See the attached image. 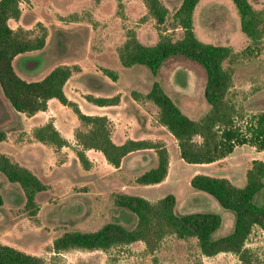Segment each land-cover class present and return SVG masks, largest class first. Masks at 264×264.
I'll use <instances>...</instances> for the list:
<instances>
[{"label":"rangeland","instance_id":"obj_1","mask_svg":"<svg viewBox=\"0 0 264 264\" xmlns=\"http://www.w3.org/2000/svg\"><path fill=\"white\" fill-rule=\"evenodd\" d=\"M161 1L169 10L170 21L181 0ZM249 1L255 9L264 8V0ZM20 8L19 18L10 19L9 25L27 29L34 36L39 33L41 23L47 29V38L43 48L19 54L14 61L17 73L26 79H39L55 65H75L65 82L66 93L81 101L87 113H103L106 110H99V106L85 101L84 95L110 96L119 92L121 103L111 113L107 112L113 118L110 129L115 141L130 136L162 140L170 162L164 182L145 185L137 184L135 177L156 163L151 150L128 155L118 168L100 157L99 160L93 157L94 168L85 172L72 169L69 177L58 167L51 168L49 178L43 179L49 188L37 194L38 209L34 216L27 215L24 210L25 198L19 185L6 181L0 174V243L39 256L47 264H242L230 252L205 256L194 238L174 235L165 236L153 252L148 251L142 241L114 245L106 250H53V239L66 230L91 231L106 222H116L127 228L134 226L135 215L114 205V192L137 194L150 201L172 193L176 198L177 214L218 213L222 221L212 236L225 235L232 230L233 211L220 206L208 193L192 187L190 178L196 173H204L226 177L241 186L251 161L264 160V151L245 144L215 162L188 163L180 158L176 140L157 121L155 104L143 97L134 99L131 91L146 93L157 80L186 115L198 119L209 107L203 96L205 73L198 64L183 57L167 59L155 76L145 66L124 67L120 64L117 50L129 30L134 31L144 44L158 40V30L153 18L147 14L143 0H28L21 2ZM169 21L164 33L172 39L180 38L182 29L171 28ZM193 29L198 39L230 46L240 54L236 61L223 63L225 67L233 68L228 97L247 113L264 110V39L253 53L245 52L249 40L240 30L239 16L231 0H199L193 12ZM100 67L117 71L118 78L112 81ZM1 101L6 107L7 102L3 98ZM53 113L62 126L63 121L66 122L65 129L71 128L74 114L69 107L58 104ZM11 119L5 128L10 134L14 130ZM76 123L74 129L79 126ZM142 126L146 131H140ZM121 131L125 132L124 136ZM25 133L19 132L17 138L23 140ZM73 148H67L71 152L70 159H73ZM63 158L64 153L59 152L57 160L61 162ZM72 165L73 161L70 162ZM255 201L264 206V188ZM245 246L264 264L263 230L254 227Z\"/></svg>","mask_w":264,"mask_h":264},{"label":"trees","instance_id":"obj_2","mask_svg":"<svg viewBox=\"0 0 264 264\" xmlns=\"http://www.w3.org/2000/svg\"><path fill=\"white\" fill-rule=\"evenodd\" d=\"M28 0H0V91L11 108L25 115L45 110L47 101L57 99L75 114L79 126L74 138L79 147L74 149L83 168L88 169L90 161L85 149L100 151L106 161L118 167L130 152L152 150L156 164L135 177L137 184H156L163 181L169 166L166 144L161 140L125 139L116 144L111 139L110 120L105 115L86 114L78 104L68 98L64 84L76 66L58 64L42 78L27 80L15 70L13 59L26 51L43 48L47 29L39 23V33L32 36L27 29L12 28L10 19L21 14L20 3ZM199 0H181L178 8L168 18L169 10L161 0H143L147 14L153 18L158 30V40L153 44L142 43L129 30L124 42L118 47V59L122 66L142 65L156 75L161 65L169 58L183 57L198 64L205 73L203 96L209 105L198 119L186 115L154 80L146 93L131 91L134 99L143 97L157 108V121L165 126L177 142L180 158L188 163H210L231 154L235 147L250 145L257 151H264V110L247 113L229 97L233 68L223 66L225 61L233 62L240 55L230 46L204 42L197 38L193 29V12ZM239 16L240 30L249 40L246 53H253L264 39V8L255 9L249 0H231ZM169 21L171 28H181L180 38L172 39L164 31ZM244 52H242L243 54ZM100 71L115 81L117 71L100 67ZM86 101L98 106L117 104L120 94L109 97L85 94ZM6 109L0 98V118ZM33 137L55 148L68 145L51 122L36 127ZM6 134L0 130V140ZM0 173L7 181L16 183L25 198L24 210L34 216L38 209L36 194L45 191L48 185L29 168L19 164L10 156L0 152ZM192 187L211 195L225 209L234 213L232 230L225 235L213 237L222 218L212 211H194L177 214L176 198L168 193L156 201L125 192L112 193L115 206L125 208L136 217V222L127 228L116 222H106L96 230L72 229L55 237L52 248L60 252L72 248L106 250L111 246L142 241L145 248L153 252L167 235L178 238H194L200 252L213 256L220 252L235 254L242 264H262L245 242L254 227L264 231V206L255 201L264 188V160L253 159L245 172V182L238 186L228 178L196 173L190 178ZM2 198L0 196V205ZM0 264H47L39 256L0 243Z\"/></svg>","mask_w":264,"mask_h":264},{"label":"crops","instance_id":"obj_3","mask_svg":"<svg viewBox=\"0 0 264 264\" xmlns=\"http://www.w3.org/2000/svg\"><path fill=\"white\" fill-rule=\"evenodd\" d=\"M18 56H19V54L14 57L13 65H14V61L16 60V58H18ZM14 67H15V65H14ZM15 70H16V68H15ZM25 79H26V77H25ZM27 80H36V79H27ZM65 84H64L63 90H64L66 96L68 98H70L71 100L75 101L78 104L79 108L84 113H86V114L105 115V116H107L109 118L110 123H111V120H113V118L110 117L107 114V112L111 113L113 110L116 109V107L119 106V104L121 103V95H120V100H119V102L117 104L107 105V106H99L100 107L99 110L100 109L106 110L105 112H103L104 114L100 113V112H98V113H90V112L87 113V111L83 108V106L81 104V101H79L76 97H74L72 95L69 96L66 93ZM117 93H119V92H117ZM94 96H97V95H94ZM110 96H112V95H110ZM0 97L3 98L2 94H1V91H0ZM104 97H109V96H104ZM58 102L55 101V98H51V99H49L47 101V107H46L45 110L37 111L36 113H34L32 115H25L23 113L17 112L15 110H13L8 103H6L7 104L6 107H5V109L7 108L6 109V115H4L3 117L0 118V130L4 131L5 134H6V138L4 140H0V152L10 156L12 159L17 161L19 164L29 168L36 176H38L39 179H41L44 183H46L48 185V188H49V184L46 181H44L43 179H48L49 178L48 176L50 175V169L51 168H52V170H54V167H58V170L60 172L66 173V176L69 177V175H70L69 173L72 171V169L77 171V172H85V171H88V170L94 168L95 162L93 160V157H97L98 160H99V157H100L104 161H106L105 157L102 156L103 154L100 151L95 150V149H91V148L90 149H85L84 153L87 156L88 160L90 161V166H89L88 169H85V168L82 167V165L80 164L78 158L75 155V151H74V149L76 147H79L77 145V143H76L75 138H74V131H75V129L77 127H75V129L73 128L74 126H76V124H77L76 122H78V120H77L75 114L72 112L74 114L73 116H71L73 124H72L71 128L65 129V125L64 124H66V122L63 121V126H62L59 118L53 113V109L57 108L58 104H61L60 102L59 103ZM62 106H64V105H62ZM96 106H98V105H96ZM11 117L13 118V119H11V120H13V123H11V124H14V127H13L14 130H12V134H10L9 131L5 129L6 126H7L6 124L8 122V119H10ZM47 122H51L53 124L55 129L68 142V145L62 146L60 148H55L53 145L42 143V142L36 140L33 137V135H32L33 130L36 127L42 126V125H44ZM78 125H79V122H78ZM141 128H142V129H140L141 132L146 131V129H144L145 127L142 126ZM19 132H26L25 133L26 134L25 135L26 138H24L23 140L20 141L21 138H17ZM124 133L125 132L121 131V135L122 136H124ZM127 138H131V139H149V138H142V137L141 138H137L135 136H130V137L124 138L120 142H117V141H115L113 135L111 134V139L116 144H121ZM150 140L156 141V140H153V139H150ZM70 146H74V148L71 149L74 152V155L72 157L73 159H70L71 158V154H70L71 152L67 151V148L70 147ZM147 150H149V149H147ZM140 151H144V150H140ZM59 152H62L65 155V158H63V160L61 162H59L57 160ZM134 152H138V151H134ZM134 152L128 153L122 159L121 163L123 162V160L128 155H130V154H132ZM71 161H73V165L72 166H70V162ZM56 162H59V163H56ZM121 163H120V165L118 167L121 166ZM155 164L154 165L152 164L150 167L155 166ZM110 166H112L113 168H118V167L113 166L112 164H110ZM150 167H148V168H150ZM168 172H169V166H168V171H167L166 177L168 176ZM166 177H165V179H166ZM5 180L7 181L6 178H5ZM164 180L159 182V183L164 182ZM10 183H12V182H10ZM125 193H127V192H125ZM37 194H36V196H37ZM129 194H131V193H129ZM10 246H12V245H10Z\"/></svg>","mask_w":264,"mask_h":264}]
</instances>
